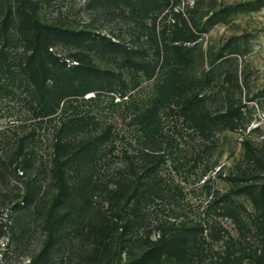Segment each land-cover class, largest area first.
I'll return each mask as SVG.
<instances>
[{
  "label": "rangeland",
  "instance_id": "rangeland-1",
  "mask_svg": "<svg viewBox=\"0 0 264 264\" xmlns=\"http://www.w3.org/2000/svg\"><path fill=\"white\" fill-rule=\"evenodd\" d=\"M39 9L44 23L91 40L78 57L93 64L99 78L75 88L68 81L65 105L48 111L17 68L24 44L5 50L10 65L0 62V158L22 138L36 168L47 167L62 123L69 122L67 131L77 126L72 135L78 138L102 135V149L93 157L97 178L113 181L132 162H161V198L145 211L152 226L176 222L197 229L186 264H264V225L246 192L264 185V0H135L130 6L117 0H50ZM100 37L125 46L142 69L123 68V56L108 53ZM57 50L65 64H76L69 52ZM166 63L167 70L180 67L213 81L204 92L207 110H237L249 122L245 130H220L203 139L182 113L190 87L182 98L159 102L160 86L172 78L161 75ZM120 91L128 96L124 103L126 98L114 99ZM147 112L156 113L148 120ZM244 142L257 152L254 160L246 158ZM150 231L154 239L156 231ZM0 264L12 263L7 258Z\"/></svg>",
  "mask_w": 264,
  "mask_h": 264
},
{
  "label": "trees",
  "instance_id": "trees-1",
  "mask_svg": "<svg viewBox=\"0 0 264 264\" xmlns=\"http://www.w3.org/2000/svg\"><path fill=\"white\" fill-rule=\"evenodd\" d=\"M49 1L0 0V62L9 66L8 59L3 58L4 51L24 44L25 58L17 66L19 73L32 87L38 102L49 105L43 109L53 111L65 105L62 101L67 97L64 86L68 81L75 88L79 82L98 79L99 72L78 57L79 50L91 40L39 18V5ZM133 1L117 0L129 6ZM98 43L108 53L122 55L123 68L142 69V63L125 46L104 37ZM58 47L69 52L68 57L76 64H65L67 58L58 52ZM167 64L162 66L161 75L172 78L160 86L159 102L182 98L190 87L189 100L181 109L203 139L210 140L220 130H245L249 122L239 117L237 110H207L208 97L204 92L213 81L207 76L191 77L187 69L180 67L167 70ZM116 81L123 85L120 76ZM94 97L92 93L91 98ZM119 97L126 98L122 103L128 100L121 91ZM147 113L143 118L149 120L156 112ZM68 124L62 123L57 129L47 167L36 168L33 153L22 138L6 152L7 158H0V261L7 262L8 258L12 264H186L194 252L197 229L176 222L157 221L152 226L145 211L149 202L161 198V162H132L128 171L113 177V181L106 176L97 178V161L93 157L102 149V135L78 138L72 135L77 126L70 125L67 131ZM243 146L246 158L254 160L257 152L252 145L244 142ZM246 192L256 219L264 225V185L257 190L246 188ZM150 227L156 231L154 239Z\"/></svg>",
  "mask_w": 264,
  "mask_h": 264
},
{
  "label": "built area",
  "instance_id": "built-area-1",
  "mask_svg": "<svg viewBox=\"0 0 264 264\" xmlns=\"http://www.w3.org/2000/svg\"><path fill=\"white\" fill-rule=\"evenodd\" d=\"M112 96H113V94H112ZM114 99L117 100L116 102H120L121 98L120 97H115Z\"/></svg>",
  "mask_w": 264,
  "mask_h": 264
}]
</instances>
